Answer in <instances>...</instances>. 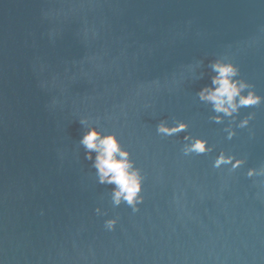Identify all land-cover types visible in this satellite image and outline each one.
<instances>
[{
  "label": "water",
  "instance_id": "water-1",
  "mask_svg": "<svg viewBox=\"0 0 264 264\" xmlns=\"http://www.w3.org/2000/svg\"><path fill=\"white\" fill-rule=\"evenodd\" d=\"M221 57L264 97V0H0V264H264V102L213 119ZM88 126L141 170L137 211L97 182ZM221 151L245 163L214 168Z\"/></svg>",
  "mask_w": 264,
  "mask_h": 264
},
{
  "label": "clouds",
  "instance_id": "clouds-1",
  "mask_svg": "<svg viewBox=\"0 0 264 264\" xmlns=\"http://www.w3.org/2000/svg\"><path fill=\"white\" fill-rule=\"evenodd\" d=\"M210 67L215 75L211 77V84L202 88L198 96L200 100L211 104L215 113L222 114L213 117L217 123H221L224 117H229L235 122L242 107L255 106L264 102V97L256 93L253 85L240 78V68L231 60L223 57L217 58L210 62ZM253 116V113H249L239 121L237 127H246ZM79 123L81 126H87L89 119L80 118ZM186 128L187 125L183 122L169 126L161 121L157 125L156 131L162 136H171ZM225 131L228 133L229 139L235 134L231 125ZM184 139L189 141L183 146L185 155L193 153L201 155L212 151L208 141L203 138L185 136ZM79 144L85 150V159L92 161L91 167L96 170L97 182L114 186L111 191L112 205L117 207L126 203L134 212L137 211V206L144 199L141 195L144 176L132 160L131 153L121 145L117 134L115 132L103 133L95 126H88L81 136ZM93 153H95L94 156ZM244 163L243 159L226 155L221 151L215 158L213 167L221 168L231 165L230 170H235ZM257 174L256 168H250L247 172L249 177ZM259 174H264V167L259 169ZM96 211L98 214H102L99 208ZM116 224V218L105 221V227L109 231L113 230Z\"/></svg>",
  "mask_w": 264,
  "mask_h": 264
}]
</instances>
